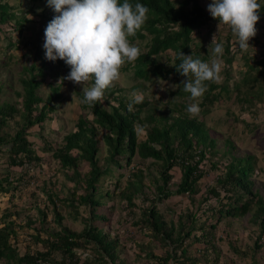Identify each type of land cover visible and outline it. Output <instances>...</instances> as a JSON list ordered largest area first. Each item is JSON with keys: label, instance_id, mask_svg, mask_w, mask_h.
Wrapping results in <instances>:
<instances>
[{"label": "trees", "instance_id": "1", "mask_svg": "<svg viewBox=\"0 0 264 264\" xmlns=\"http://www.w3.org/2000/svg\"><path fill=\"white\" fill-rule=\"evenodd\" d=\"M44 1L47 3V0ZM131 2L145 5L149 13L142 29L134 37H130V40L146 38L144 32L152 38L150 50L146 54H141L134 63H128L122 69L123 72H133V78L144 80H150L151 76L160 77L175 83L173 85L176 91L174 93L171 91L166 100L156 103H150L144 98L142 102L133 106L132 111L128 110L130 99L126 96V90L115 86L106 90L103 98L105 104L102 103L103 101L94 106L82 104L83 113L75 124L76 129L66 134L59 148L53 152V157L66 171L67 180L74 183L71 196L60 199L59 195L47 191L49 192L47 212L38 208V217L34 219L29 216L24 226L18 220L5 222L7 218L16 214L7 213V216L3 217L5 225L0 227V262L3 264H126L120 256L122 249L119 238L106 232L104 227L95 225L96 222L102 225L109 222V215L111 216L113 211V207L111 209L107 207L109 199L119 200L133 224L147 235L149 241L139 243L137 247L140 249L138 257L144 255L148 261L155 260L158 264H171V262L201 264L202 259L191 256L189 249L193 244L202 241L206 244L210 243L216 249L214 232L224 218L242 219L249 216L250 223L259 229L255 251L261 250L264 246L261 243L264 237V194L262 193L264 183L262 187L256 188L254 177L259 174L256 173V156L252 154L238 156L235 153L236 146L226 142L228 150L225 151L224 158L214 161L217 153L211 152V149L216 146L215 140L210 137L205 123L199 119V116L206 117L210 114L215 103L222 99L223 93L229 95L230 87L224 84L225 82L222 85H216L215 82L208 83V91L196 101L200 108L199 114L191 116L186 111L188 101H191L189 93L183 91L181 84L186 77L180 75L175 68L180 63L175 59V55L180 51L185 55L193 54L204 61L209 60L211 51L209 52L203 43L196 44L193 34L203 26L218 21L201 8L198 0H131ZM260 3L262 4L261 0ZM16 7L17 5H12L9 0H0L2 35L7 31L6 28H9L10 20L17 21L15 29L23 32L26 28L25 22L28 19L24 16L18 18L14 13ZM52 13L50 20L56 15L54 11ZM262 16H264V4L256 26L263 20ZM226 28L228 27L225 26ZM221 37L220 40L217 39L220 42L223 38ZM233 37L230 31L227 35V44L223 43L225 78L232 71L231 66L236 58V55L229 50L230 44L236 42H232ZM169 50L174 52L172 64L163 65L160 58L167 56ZM251 52V48L241 51L238 47V55L246 65L250 61L257 65L258 73L264 82V51L257 53V57ZM46 63L44 52L39 61L33 60L30 65L24 66L28 75L22 76V90L16 92L17 101L0 104V155L7 152L9 164L12 166L31 167L40 162L41 158L33 151V144L28 139L29 131L34 127L43 128L47 121L53 119L56 112L53 102L62 99L61 85L52 88L47 100L38 95V90L46 76L48 68ZM0 67L5 68L3 64ZM254 69H250L249 74H252ZM69 72L70 68L67 66L66 76ZM260 80L258 77L253 78L251 82L254 83V87L251 88H255L257 86L255 83H259ZM243 81L245 85L250 82L244 79ZM142 88V84L132 86V90L136 92ZM262 89L261 87L258 92L260 98H264ZM234 90L239 96L241 86H235ZM216 91L219 92L215 93ZM258 93L254 98L259 99ZM172 97H175L174 101L169 100ZM80 98L82 100V94ZM239 98L240 103L244 101L251 105L254 103L251 97ZM112 101L115 105H112ZM152 104H161L163 108L158 112V108L151 106ZM18 105L20 108L17 107ZM16 115L20 117V128L11 137L2 134L4 126ZM139 131L145 132L144 140L140 139ZM101 143L107 149L103 164L97 157ZM46 146L51 147L47 143ZM136 157L141 160H153L150 167L146 168L148 173L146 174L141 166L136 170L133 167L127 185L123 186L122 174L113 185V189L107 190L103 198L100 192L106 189L103 185L106 176L111 175L115 168L126 167L130 171L129 167ZM208 160L212 168L220 173L215 185L203 191L199 187V182L204 179L206 172L200 165ZM84 162L88 164L89 169L82 174L80 166ZM175 169L179 171L180 181L177 183V189L173 190L171 182L175 179V175L172 171ZM12 178H14L12 175H7L3 181L12 185L16 180ZM202 192L206 197L197 199ZM181 195L188 196L192 208L186 214L181 213L178 220L174 221V213L162 212L158 208V203ZM210 199L215 201L213 207L209 205L208 209H204L203 205ZM141 201L149 204L142 207L143 205L139 203ZM60 205L74 218L78 217L82 220L85 226L81 232L63 225L65 216L59 210ZM82 206L89 213L88 218L80 216L79 211ZM49 209L53 212L55 222L60 229L43 233L42 227L48 218ZM201 216H206V221L200 222ZM208 220H212L213 223L207 225ZM215 220L217 222H214ZM207 226H210V229ZM17 227L33 230L34 233L30 238L36 247L39 246L37 251H32L31 245H28L24 254L19 252L17 245L25 242L21 239L25 235H21ZM209 237L210 239L207 240L206 238ZM159 247L166 248L164 256L157 255L156 250ZM89 248L94 253V258L80 259L77 256L75 250L85 251ZM59 256L61 259H57ZM252 264L259 263L253 260Z\"/></svg>", "mask_w": 264, "mask_h": 264}, {"label": "rangeland", "instance_id": "2", "mask_svg": "<svg viewBox=\"0 0 264 264\" xmlns=\"http://www.w3.org/2000/svg\"><path fill=\"white\" fill-rule=\"evenodd\" d=\"M12 5H17L14 10L15 14L19 17L24 16L29 19L25 25H28L30 29H26L21 35L22 39L26 40V43L20 44V48L13 47L7 50L10 37L18 39L19 32L12 31L7 36L3 37L0 33V65L3 64L4 67H0V104H5L8 102L15 103L17 101L16 92H21V79L24 74H27L24 70V66L30 65L31 61L29 57L23 53L31 50L35 51L37 46V35L39 32V27L41 26L45 29L46 24L44 18L39 20V12H48V6L45 2H32L31 0H9ZM201 8H203L207 13L208 5L211 0H198ZM264 4V0H261ZM261 4V5H262ZM262 8V7H261ZM263 20L260 22L257 28V35L249 41L253 55L257 57V53L263 52L264 48V16ZM31 21V23H30ZM15 20H10L8 26L10 28L15 24ZM9 30V28H6ZM226 30L224 33H222ZM230 29L226 28L224 25L218 27V22L214 24H209V26H203L201 30L196 31L197 34H193L195 43H203L208 51H211L210 44L212 36L217 35V39L222 41H227V35ZM222 33V34H221ZM146 38L137 39L131 41L139 49L141 54H146L150 50L151 38L152 36L144 32ZM226 36V37H225ZM233 41H236V37H233ZM34 43L29 45V43ZM231 42V43H232ZM22 46V47H21ZM236 47V45H234ZM174 52L169 50L167 56L160 58L163 65H171L172 57ZM211 56V54H210ZM30 57L34 59L36 55L30 54ZM210 59V58H209ZM223 59V58H222ZM224 62V59H223ZM126 63L122 69L127 66ZM65 62L62 60L51 61L46 69V76L42 83V86L38 90V95L42 96L44 99H48L52 92V88L61 85L62 99L59 101H54L53 105L56 108L55 117L47 121L43 128L34 127L29 131V141L33 144V151L41 158L35 166H12L8 161V154L0 155V227L5 225V222L10 220H18L23 226L26 223V219L37 218L38 208L47 212L49 206L48 194L49 192L59 195V198H69L71 196V190L74 187V183L67 180L65 172L60 163L53 157L54 150L58 149L62 143L63 138L66 134L73 132L75 124L77 123L79 116L83 113L81 107L82 104L80 95L82 94V88L89 86L92 81H89L86 85L74 84L68 80H64L60 83L61 77L66 76V69H64ZM232 71L225 78V67L222 66V71L220 73V80L216 85L227 84L231 92L227 96L225 93L222 94V99L215 103L214 108L206 117L199 116L200 121L204 122L209 130L210 137L215 140V148L211 149V152L217 153L215 155L214 161L217 159L224 158L223 155L225 151L228 150L226 142H231L236 146V151L238 156L244 154H252L257 158L256 163V173L258 172L254 180L256 182V188L262 187L264 183V98H260L259 91H264V82L262 77L258 73L257 65L250 61L248 65L244 62L240 55H237L234 63L232 64ZM250 67V68H249ZM255 68L252 74H249V70ZM121 69V78L113 86L122 87L126 90V96L130 99L132 92V86L135 84H142L143 88L140 92L143 94V99L148 100L150 103H156L159 101H164L167 99L168 93L176 91L174 89L175 83L161 79L157 76H151L150 80L133 78V72L125 73ZM28 75V74H27ZM258 77L259 83H255L257 86L254 87V83L251 81L253 78ZM244 80H249L248 84H244ZM241 86V93L238 96L235 86ZM219 91H216L218 93ZM74 94V98L72 96ZM258 93L259 99L254 98ZM247 99L252 98L254 103L251 105L244 101L240 103V98ZM170 101H174L175 97L169 98ZM21 101V99H19ZM141 101V102H142ZM193 101H188L192 103ZM103 104L106 101L103 100ZM112 105L115 102L112 101ZM158 108V112L163 106L151 105ZM19 107V105L17 106ZM20 108V107H19ZM254 113V114H253ZM89 115V114H87ZM92 118V116H91ZM21 126L20 117L16 115L15 118L10 119L7 125L4 126L2 134H7L8 136H13L18 128ZM42 137V138H41ZM139 137L144 140L145 132L139 131ZM45 140V141H44ZM51 147H47L46 143ZM46 146V147H45ZM51 148V149H50ZM48 149V150H45ZM106 147L103 143L100 144V151L97 157L101 160V164L104 163V158L107 156ZM152 159L141 160L136 157L131 166L128 168L124 167L122 169H117L112 172L111 175H107L103 185L106 189L100 192V195L105 197V192L107 190H112L113 185L116 183L117 179L121 178L123 186L125 187L130 180L131 169L134 167L135 170L139 169L138 166L145 170L146 174ZM224 162V161H223ZM221 162V163H223ZM201 169L206 172V176L199 182V187L201 190L205 191L207 187H213L216 182V178L220 171H215L210 161L203 162ZM222 168V167H221ZM89 169L86 162L82 163L80 166V172L85 174ZM114 169V166H113ZM134 170V171H135ZM153 171V168H151ZM172 173L175 175V179L171 182V189H177V183H179L180 174L178 170H173ZM7 175H12L14 179H20L19 181L14 180L12 185L3 181V178ZM3 188L5 190H3ZM47 191H49L47 193ZM82 193V192H81ZM264 194V190H262ZM206 197L202 192L197 196V199ZM214 199H210L206 204L203 205L204 209H208L209 205L213 207ZM142 207H146L149 203L146 201L139 202ZM107 207L113 211L111 216L109 215V222L102 225V223L96 222L95 225L104 227L106 232H110L112 236H116L120 241V248L122 252L120 253L121 259L126 262V264H158L156 261H148L141 255L138 257L140 249L137 244L148 242L149 239L147 235L140 231V228L135 226L132 222L131 217L127 216V212L123 209V206L119 203L117 199H109L107 202ZM158 208L165 213L173 212L174 221L178 220V216L181 213H187L192 207L190 200L187 195L171 197L168 200H163L158 203ZM210 209V208H209ZM50 210V209H49ZM59 210L62 215L65 216L63 220V225L71 228L76 232H81L85 226L82 220L77 217L74 218L69 211L60 205ZM16 213L7 220H3V217L7 216V213ZM80 216L88 218L89 213L85 207H80ZM206 216H201L199 218L200 222L206 221ZM214 222H217L216 220ZM213 223L212 220L207 221V225ZM42 227V225H41ZM210 229V226H207ZM19 227H17L18 229ZM43 233L53 232L60 229L59 225L55 222V217L53 212L48 211V218L42 227ZM21 235V239L25 242H21L17 245V248L21 254H24L25 247L31 245L32 251H37L39 246L33 244L30 236L33 235V230L31 228L24 227L23 229H18ZM199 234L200 232H196ZM216 239L214 241L216 249H214L210 243L205 242L195 243L189 249V253L193 257H199L202 259L201 264H252L253 260H257L259 264H264V246L261 250L255 251V241L259 233V229L256 225L251 224L249 221V216L242 219L235 218H224L215 230ZM207 240L210 239L206 238ZM264 245V237L261 240ZM236 248V250H234ZM166 248L159 247L156 250L158 256L165 255ZM77 256L80 259H85L87 257H93L94 253L91 252L90 248L87 250H75ZM254 256V259H253ZM61 259V257H57ZM3 264V262H0ZM172 264V262H171Z\"/></svg>", "mask_w": 264, "mask_h": 264}, {"label": "clouds", "instance_id": "3", "mask_svg": "<svg viewBox=\"0 0 264 264\" xmlns=\"http://www.w3.org/2000/svg\"><path fill=\"white\" fill-rule=\"evenodd\" d=\"M46 4L49 11L46 14L45 11L38 13L39 20L44 18L46 27H39L36 49L23 54L32 62L39 61L45 52L46 66L51 61H64V69L67 71L68 66L70 72L66 77H61L60 83L68 80L86 85L92 81L89 86L82 88L83 98L80 102L89 106L102 102L106 90L120 80L122 67L126 63H134L141 55L140 49L130 41V37H134L147 21L148 7L141 3L133 4L131 0H47ZM261 7L260 0H211L208 5L207 11L218 21V27L227 26L236 37V42L229 47L236 57L238 47L241 51L254 49L249 41L257 35L256 25L260 20ZM52 10L56 15L50 20ZM16 25L17 21L3 34L5 37L12 31L19 32L18 39L8 35L10 41L7 50L20 48V44L26 43L21 35L30 27L26 25L21 32L15 29ZM223 43L227 44L226 41H218L216 34L212 36L208 61L193 54L185 55L182 51L175 55V59L180 61L175 67L176 71L186 77L181 83L183 91L189 93V99L193 101L186 108L191 116L199 114L200 108L196 101L208 91V83H218L220 80L223 64L225 67L222 59ZM31 53L36 55L34 59L30 57ZM142 99V93L132 92L128 110L132 111L133 106Z\"/></svg>", "mask_w": 264, "mask_h": 264}, {"label": "bare ground", "instance_id": "4", "mask_svg": "<svg viewBox=\"0 0 264 264\" xmlns=\"http://www.w3.org/2000/svg\"><path fill=\"white\" fill-rule=\"evenodd\" d=\"M22 47V46H21ZM42 138V137H41Z\"/></svg>", "mask_w": 264, "mask_h": 264}]
</instances>
